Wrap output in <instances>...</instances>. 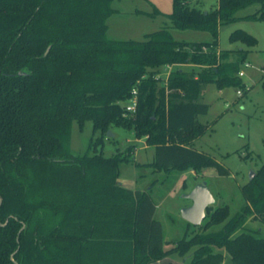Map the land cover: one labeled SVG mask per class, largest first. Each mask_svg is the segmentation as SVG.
Returning <instances> with one entry per match:
<instances>
[{"label":"trees","instance_id":"16d2710c","mask_svg":"<svg viewBox=\"0 0 264 264\" xmlns=\"http://www.w3.org/2000/svg\"><path fill=\"white\" fill-rule=\"evenodd\" d=\"M112 2L0 0V264H149L175 255L185 264H221L222 251L231 264H264V237L244 226L249 217L264 224V164L241 186L236 215L229 217L227 205L209 206L198 231L190 234L194 225L186 222L185 235L164 249L150 188L118 181L134 145L108 157L96 150L112 126L123 127L154 148L146 164L153 172L229 175L193 148L208 128L198 120L208 112L202 92L207 84L244 89L238 72L248 50H218V29L264 21V0H218L205 12L172 0L169 27L208 32L207 42L176 40L168 28L142 40L110 39ZM253 4L254 13L236 15ZM154 10L146 14H160ZM229 41L257 42L241 29ZM170 65L164 84L160 75ZM134 88L136 110L126 114ZM86 121L98 135L74 153L72 124L81 131Z\"/></svg>","mask_w":264,"mask_h":264},{"label":"rangeland","instance_id":"374dc122","mask_svg":"<svg viewBox=\"0 0 264 264\" xmlns=\"http://www.w3.org/2000/svg\"><path fill=\"white\" fill-rule=\"evenodd\" d=\"M189 6L203 12L214 8L218 0H186ZM115 13L107 19V36L114 40H142L144 35L160 28H168L174 39L188 42H207L211 40L208 32L193 30H177L169 27L165 15L172 11V0H113ZM159 11V15L148 16L146 13ZM258 5L253 4L236 12L238 17L254 13ZM153 15V14H152ZM241 29L256 39V44L247 47L240 42H230L229 35L234 30ZM217 49L237 50L247 49L248 54L240 64L244 75L241 81L244 89L225 87L218 90L214 84H207L202 92V102L208 105V112L198 117V120L208 126L206 132L194 140L193 148L214 158L229 175L219 176L213 169L203 168L198 172L185 170L153 172L146 164L153 160L154 148L143 149L147 143L143 137L136 139L133 131L123 127L112 126L110 135L103 137L97 152L106 157L118 151H125L134 145L131 161L121 162L118 166V181L131 190H147L157 208L154 217L163 229L164 249L171 247L173 242L180 240L186 232V221L181 216L180 207L190 205V201L181 197V186L185 182L190 188L193 182L205 181L210 189L214 202L212 208L227 205L230 215H236L243 206L240 193L242 185L248 182L264 164V21L239 19L229 25L219 27L217 34ZM245 64L248 66L245 67ZM168 76V75H167ZM165 83V72L162 73ZM161 82V81H160ZM246 90V91H245ZM240 92V94L237 93ZM92 136V124L84 123L78 131L75 122L72 124L68 146L74 153L88 150ZM94 146L90 147V153ZM180 181V182H179ZM180 183L177 186L176 184ZM176 188V189H175ZM175 189L174 194H170ZM205 219L199 226H202ZM224 222L208 228L209 232H217L224 227ZM245 227L264 237V224L250 217ZM197 226L188 227L189 233L198 231ZM188 233V234H189ZM225 264H231L224 251ZM174 260L183 262L182 257L172 256ZM184 263V262H183ZM222 264V263H221Z\"/></svg>","mask_w":264,"mask_h":264},{"label":"water","instance_id":"95a60500","mask_svg":"<svg viewBox=\"0 0 264 264\" xmlns=\"http://www.w3.org/2000/svg\"><path fill=\"white\" fill-rule=\"evenodd\" d=\"M107 135H110L109 132ZM253 174L250 175L249 180L253 177ZM181 197L190 201V205L180 207L181 218L191 225H200L205 217L206 208L212 206L214 202V197L207 183L205 181L195 183L188 191L182 193Z\"/></svg>","mask_w":264,"mask_h":264},{"label":"built area","instance_id":"2783aa9c","mask_svg":"<svg viewBox=\"0 0 264 264\" xmlns=\"http://www.w3.org/2000/svg\"><path fill=\"white\" fill-rule=\"evenodd\" d=\"M248 65L245 64V67H247ZM165 80L167 78V75L169 74V71L165 70ZM164 74V73H163ZM244 75L242 70H239L238 72V76L242 77ZM238 94H240L239 91H237ZM136 105H137V90L134 88L132 89L131 93H130V98L127 102H125L124 104V111L126 114H133L136 110Z\"/></svg>","mask_w":264,"mask_h":264},{"label":"crops","instance_id":"0c3cea01","mask_svg":"<svg viewBox=\"0 0 264 264\" xmlns=\"http://www.w3.org/2000/svg\"><path fill=\"white\" fill-rule=\"evenodd\" d=\"M174 66H165V70H167V71H170L172 68H173ZM180 67V66H179ZM181 67H183V68H189L190 66L189 65H182ZM194 143V142H193ZM148 147H150V146H146V145H144L143 146V149H146V148H148ZM135 150V149H134ZM136 151V150H135ZM135 151L133 152V154H135ZM154 156V155H153ZM150 163V162H149ZM180 182V181H179ZM177 183L176 184V188H177V186L178 185H180V183ZM120 183V182H119ZM195 183H197V182H193L192 184H191V186H190V188L195 184ZM175 188V189H176ZM190 188H187L184 192H186V191H188ZM175 189H173V190H171L169 193L170 194H174L175 193ZM178 189V188H177ZM210 190V189H209ZM155 206H156V204H155ZM156 208H157V206H156ZM225 259L223 260V262H222V264H225ZM149 264H185V263H183V262H179V261H177V260H174V259H172L171 257H165V258H163V259H161V260H158V261H155V262H152V263H149Z\"/></svg>","mask_w":264,"mask_h":264}]
</instances>
